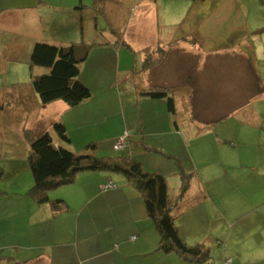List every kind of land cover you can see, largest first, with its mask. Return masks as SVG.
<instances>
[{"label": "crops", "instance_id": "0c3cea01", "mask_svg": "<svg viewBox=\"0 0 264 264\" xmlns=\"http://www.w3.org/2000/svg\"><path fill=\"white\" fill-rule=\"evenodd\" d=\"M192 1L188 7H175L178 11L168 16L158 9V20L146 12L150 10L147 4H136L137 14L128 25L133 36L140 32L146 38L132 36L126 44L119 43L127 54L117 48L114 55L111 49L110 54L98 55L99 61L107 59L109 71L113 69L118 77L125 73L129 83L135 67L120 70L123 58L126 64L132 63L128 53H140L144 62L148 50L154 64L150 69L141 68L142 78L138 84L132 81V95L124 100L118 99L121 93L115 91L117 87L120 92L117 76L115 84L108 86L94 69L88 76L99 81L91 88L80 71V80L92 95L70 107L61 100L40 103L32 77L45 69L30 67L29 57L36 42L71 43L65 32L71 20L75 21L76 34L82 13L76 9L79 6H70L67 0L55 4L49 0H0L2 256L16 262L32 260L29 264H189L175 254L157 251L160 236L146 214L141 195L120 174H77L73 183L49 193L50 199L64 200L67 205V210L58 213L26 196L33 184L28 139L43 132L75 154L94 143L96 156L103 150L117 154L112 147L115 140L128 133V146L121 154L140 163L144 172L163 175L169 198L176 194V179L180 186L177 168L170 158L148 147L179 156L192 173L189 188L178 203L189 202L195 193L205 202L214 201L226 217L223 222L218 220L220 227L245 219L253 211L264 214V31L258 32L264 27V10L252 0L250 5L247 0ZM111 14L105 16L108 39L99 44L104 49L118 44L117 37H112L118 32L117 10ZM78 54L84 60L81 66L86 67L90 51ZM149 88L172 93L174 117L168 113L165 100L141 95ZM113 91L117 100H110L108 93L114 95ZM116 118L120 128L102 139L100 132ZM55 122L64 125L68 142L54 132ZM215 146L219 150L216 154ZM109 184L114 187L102 188ZM193 188L197 189L194 193ZM231 204L236 207L230 212ZM177 218L175 225L182 238ZM235 236L246 241L237 243L242 253L239 264H264L263 243L249 249L252 237ZM229 260L228 264H233Z\"/></svg>", "mask_w": 264, "mask_h": 264}, {"label": "trees", "instance_id": "16d2710c", "mask_svg": "<svg viewBox=\"0 0 264 264\" xmlns=\"http://www.w3.org/2000/svg\"><path fill=\"white\" fill-rule=\"evenodd\" d=\"M99 0H94V3ZM79 5L76 9H81ZM264 27L258 30L263 32ZM87 45L83 42L68 45H50L36 42L30 53L29 66L45 69V73L32 77V87L42 105L61 100L74 107L91 97V91L78 78ZM86 51V52H85ZM146 58L142 69H150L154 64L152 55L146 50ZM164 54L162 53V56ZM161 56V57H162ZM156 63V62H155ZM141 95L153 100H165L168 113L174 117L175 107L172 93L165 88H149L141 91ZM53 130L59 139L68 142V136L63 124L55 122ZM126 142L128 146L129 134ZM121 137V136H120ZM118 137L115 142L120 138ZM28 166L33 179L31 188L26 192L37 205L47 204L53 213L67 210L64 200L50 199L49 193L58 187L74 182L77 174L82 172H108L120 174L140 193L146 214L151 218L160 239L157 251L163 254H175L189 264L209 263V254L203 244L187 245L178 233L175 225V211L178 202L189 188L192 173L185 169L182 159L177 155L162 152L148 147L170 158L180 176L179 196L176 199L168 197L166 178L160 173H147L136 160L125 156L98 157L93 154L95 144L86 146L81 154H75L64 147L56 145L50 134L41 133L29 136ZM114 142V144H115ZM113 144V149L114 148ZM115 150V151H124ZM1 172V171H0ZM112 185V184H111ZM108 185L103 189L113 188ZM32 260L16 262L0 254V264H29ZM227 262V261H226ZM230 263V261H229Z\"/></svg>", "mask_w": 264, "mask_h": 264}, {"label": "rangeland", "instance_id": "374dc122", "mask_svg": "<svg viewBox=\"0 0 264 264\" xmlns=\"http://www.w3.org/2000/svg\"><path fill=\"white\" fill-rule=\"evenodd\" d=\"M49 1L53 2L54 4L59 2V0ZM71 1L73 0H67V2L71 3L69 4L70 6H83V8L81 7V9H78V12H82L79 16L82 22L78 17L79 21L77 22V32L75 34V29L73 26L75 21L70 20L68 22V29L65 34L67 33L68 36H70L68 40L71 41V43H77V41L80 42V40L83 41L87 45V50L90 51L88 57L89 59L85 65L86 67L81 66L80 70L81 77L85 78V81L88 83L87 85L91 86V88L99 81L98 78L88 76V74H93L94 69H96L95 71L100 72V74L105 78L108 86H111V83L115 84L114 79L116 80V76L118 77L116 73H113V69L111 70L112 72L109 71L108 62L105 63L107 59L100 62L99 59H101V57L98 55L110 54L111 49L112 52L115 53L114 55H116L115 49L117 48H119V51L122 53L124 52V54H127L128 50L125 48V46H121L119 43L124 42L126 44L127 41H130V39L133 37L138 39L146 38V36L142 33L135 31L133 36L131 26L128 25L131 17L135 15V13L137 14V12H134V7L136 4H139L138 7H145L147 4L150 10L146 12L150 15L152 13V19L155 17V19L158 20V9L159 12L164 10L165 16H168L169 14L178 11V8L175 7H183L185 5L188 7V5L194 2L192 0H159L158 3L156 2L157 0H100L97 3H94V0ZM79 1H81V3ZM205 1L208 2L209 0ZM252 2L255 4V6H261L264 10V0H252ZM252 2L247 0V4L249 5ZM114 10H117L118 15V19L116 21L118 32L113 34L112 37H117L116 43L118 44L117 46L113 45V47L104 49V46H99V44L103 42V39H108V35L106 36L105 33L109 29V24L107 22L108 18H105V16L113 15L111 12ZM136 20L145 21V18H137ZM128 54L131 57L132 63L126 64V61L123 58L120 63V70L129 68L131 66L135 67L136 73L134 74L133 80H131L130 83L124 78L125 73H120L121 77H118L120 92L118 88L115 87L117 94L121 93V97L118 98L120 100L127 99L128 96L132 95V81L138 84L140 78L143 76V71H141L143 62L142 55L140 53L137 55H133L132 53ZM81 77L78 79L80 80ZM108 95L110 100H117L115 97V92L114 95L113 93H108ZM103 125L104 124H102V127H104ZM119 128L120 121L117 118L111 119L100 132L99 136L102 139L109 138ZM108 145L110 147V144ZM221 145L225 146L224 144ZM214 151L215 154L217 151H219L217 146H215ZM115 152L117 154H110L111 152L109 151L105 153L103 150V152H96V154L100 157L124 156V154H121L120 151ZM169 163L172 166V170L176 172L173 162L170 161ZM176 180L177 182L174 183V190L176 193L173 196L174 199H176L177 195L179 196L178 193L180 188L179 180ZM196 190L197 189L193 188L192 193H194ZM214 191L218 190L214 189ZM179 204L176 210V217H178V222L181 223L182 239L189 246L203 244L205 249L208 251L210 257L209 263L202 264H227L226 262L224 263V260L230 261L229 259L233 261V264H239L238 258L242 253L238 251L237 243L245 244L246 241L241 236H235L236 233L245 235V238H253L254 241H249L248 243L249 249L256 248V246L260 243L264 244V214L261 212L253 211L247 217H245V219L229 222L220 227L218 220L223 222L225 221L226 217H224L219 212L220 205L214 201L208 200L205 202L201 198L200 194L195 193V195L189 197V202L180 205ZM235 207L236 205L231 204L230 212ZM262 212H264V209ZM238 228H242L243 231L239 232Z\"/></svg>", "mask_w": 264, "mask_h": 264}, {"label": "built area", "instance_id": "2783aa9c", "mask_svg": "<svg viewBox=\"0 0 264 264\" xmlns=\"http://www.w3.org/2000/svg\"><path fill=\"white\" fill-rule=\"evenodd\" d=\"M126 137L127 134L124 133L123 136H121L114 144V148L115 150H122L123 148H125L127 146V142H126ZM108 187H112L111 184L108 185ZM227 264L229 263V261L226 262Z\"/></svg>", "mask_w": 264, "mask_h": 264}]
</instances>
